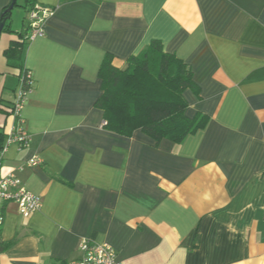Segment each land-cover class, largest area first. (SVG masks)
<instances>
[{
    "label": "crops",
    "instance_id": "0c3cea01",
    "mask_svg": "<svg viewBox=\"0 0 264 264\" xmlns=\"http://www.w3.org/2000/svg\"><path fill=\"white\" fill-rule=\"evenodd\" d=\"M12 1L0 0V21ZM37 4L54 14L26 40L35 87L20 122L21 72L5 53L29 34L27 16L0 37V173L43 206L26 218L0 205V264H72L83 239L121 264H264V0ZM152 41L192 68L200 95L185 92L187 116L210 119L182 145L106 131L95 106L105 56L124 70ZM17 126L29 135L21 148L9 143Z\"/></svg>",
    "mask_w": 264,
    "mask_h": 264
},
{
    "label": "trees",
    "instance_id": "16d2710c",
    "mask_svg": "<svg viewBox=\"0 0 264 264\" xmlns=\"http://www.w3.org/2000/svg\"><path fill=\"white\" fill-rule=\"evenodd\" d=\"M36 5L37 0H17L14 9L20 8L28 15ZM8 8L4 9L0 21L4 23L2 34L11 33L12 13H7ZM19 37L5 54L8 66L22 73L27 44L25 37ZM113 61L110 54L103 60L99 71L102 94L95 104L104 112L106 131L124 137L141 131L157 145L163 140L182 145L188 137L207 127L208 116L201 113L193 119L187 116L189 104L185 92L200 95L192 68L176 55L166 53L162 42L152 41L138 55L130 57L124 70L115 67ZM4 139L0 131V149ZM0 213L3 214L2 209ZM6 247L1 242L0 253Z\"/></svg>",
    "mask_w": 264,
    "mask_h": 264
},
{
    "label": "built area",
    "instance_id": "2783aa9c",
    "mask_svg": "<svg viewBox=\"0 0 264 264\" xmlns=\"http://www.w3.org/2000/svg\"><path fill=\"white\" fill-rule=\"evenodd\" d=\"M53 14L54 11L52 9H47V7H41L37 4L36 7L28 13L29 34L26 40L33 42L37 38L44 36L45 22H47ZM19 83L20 87L16 95V100L13 102L11 108V114L18 122L21 120V113L26 100H28L29 94H31L35 87V81L30 70H23L19 76ZM28 139L29 135L23 128L17 126L11 134L9 143L16 144L21 148ZM27 164L29 167L38 166L39 160L33 159ZM10 202H14L19 213L26 218H29L32 214L39 211L43 206L42 198L27 191L14 174L1 176L0 173V205ZM3 218V214L0 213V228L3 225ZM79 250L82 255L81 259L72 264H121L116 250L108 244H98L91 240L83 239Z\"/></svg>",
    "mask_w": 264,
    "mask_h": 264
},
{
    "label": "rangeland",
    "instance_id": "374dc122",
    "mask_svg": "<svg viewBox=\"0 0 264 264\" xmlns=\"http://www.w3.org/2000/svg\"><path fill=\"white\" fill-rule=\"evenodd\" d=\"M12 21L15 26L19 27L23 25V21L25 19V17L27 16L26 21L24 22L27 26H28V15L25 11L21 10L20 8H16L14 9V11L12 12Z\"/></svg>",
    "mask_w": 264,
    "mask_h": 264
},
{
    "label": "water",
    "instance_id": "95a60500",
    "mask_svg": "<svg viewBox=\"0 0 264 264\" xmlns=\"http://www.w3.org/2000/svg\"><path fill=\"white\" fill-rule=\"evenodd\" d=\"M16 3H17V0H13L12 1V4H11L10 8H8V10H7V13L10 14V13L13 12V10H14V8L16 6ZM3 30H4V23H1L0 24V37H1V34L3 33Z\"/></svg>",
    "mask_w": 264,
    "mask_h": 264
}]
</instances>
